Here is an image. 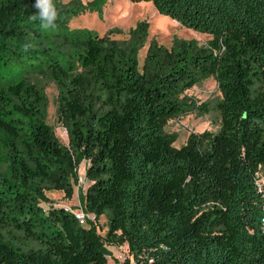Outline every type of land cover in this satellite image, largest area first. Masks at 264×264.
<instances>
[{"label":"trees","instance_id":"16d2710c","mask_svg":"<svg viewBox=\"0 0 264 264\" xmlns=\"http://www.w3.org/2000/svg\"><path fill=\"white\" fill-rule=\"evenodd\" d=\"M146 1L211 34L208 45L152 41L140 66L148 21L120 40L118 29L70 28L99 0H54L50 29L31 18L35 0H0V231L40 245L0 233V264H108L107 246L126 243L131 257L116 264H264V0ZM17 62L55 73L67 145L45 120L41 88L12 71ZM210 77L221 127L177 147L166 127L207 109L187 91ZM83 161L82 205L95 216L87 225L42 205L47 191L73 198Z\"/></svg>","mask_w":264,"mask_h":264},{"label":"rangeland","instance_id":"374dc122","mask_svg":"<svg viewBox=\"0 0 264 264\" xmlns=\"http://www.w3.org/2000/svg\"><path fill=\"white\" fill-rule=\"evenodd\" d=\"M82 1L87 3L92 0ZM98 7L99 10L87 11L74 16L70 21V28L73 30L89 29L101 35L112 29H118L119 32H115L113 37L123 40L128 38L131 28L136 27L142 21H148V37L138 54L140 66L144 62L147 49L152 41H157L170 48L176 38L195 39L201 46H207L212 38L211 34L184 27L169 15L160 13L151 1L99 0ZM11 69L20 72V76L41 88L45 95L43 111L45 120L55 129L61 142L67 145V130L58 120L61 85L56 79L55 73L49 68L32 69L25 62H17ZM81 70L80 65H78L76 72ZM187 94L193 97L197 105H206L207 109L199 108L194 112L169 121L166 131L177 133L178 138L174 143L177 147L185 144L191 133H201L207 130L217 132L221 127V113L218 104L222 100V93L215 77L201 80L189 89ZM86 166V162L83 161L79 167L78 179L73 184L74 195L72 199H68L63 191H47L46 195L50 201L43 202V207L45 209L53 206L56 208L65 207L70 210H84L80 191L84 192L87 187ZM259 177L263 181V171L259 173ZM90 219L92 218L90 217ZM97 224L99 232L105 235L108 227L107 216H102ZM0 233L5 240H11L23 248L40 246L32 241L24 242L25 238L19 233L14 234L12 231H0ZM107 248L110 251L108 264H116L117 261H124L126 258L131 257L127 243L118 247L107 246Z\"/></svg>","mask_w":264,"mask_h":264},{"label":"clouds","instance_id":"9594fccd","mask_svg":"<svg viewBox=\"0 0 264 264\" xmlns=\"http://www.w3.org/2000/svg\"><path fill=\"white\" fill-rule=\"evenodd\" d=\"M32 7L37 10L36 14L31 17L33 20L38 19L43 29L55 28L59 17V10L54 0H35ZM28 47L29 45H25V50Z\"/></svg>","mask_w":264,"mask_h":264},{"label":"built area","instance_id":"2783aa9c","mask_svg":"<svg viewBox=\"0 0 264 264\" xmlns=\"http://www.w3.org/2000/svg\"><path fill=\"white\" fill-rule=\"evenodd\" d=\"M259 185L260 189L264 190V178L263 181L259 178ZM70 210V209H69ZM75 217L79 220V222L83 225H87L89 218L95 219V216L93 214L87 213L85 210L79 209V210H71Z\"/></svg>","mask_w":264,"mask_h":264}]
</instances>
